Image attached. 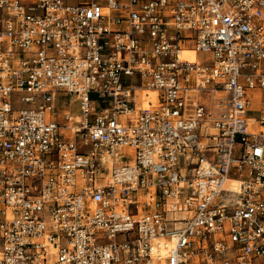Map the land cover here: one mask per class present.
<instances>
[{
  "label": "built area",
  "instance_id": "obj_1",
  "mask_svg": "<svg viewBox=\"0 0 264 264\" xmlns=\"http://www.w3.org/2000/svg\"><path fill=\"white\" fill-rule=\"evenodd\" d=\"M257 89L264 0H0V264H264Z\"/></svg>",
  "mask_w": 264,
  "mask_h": 264
},
{
  "label": "rangeland",
  "instance_id": "obj_2",
  "mask_svg": "<svg viewBox=\"0 0 264 264\" xmlns=\"http://www.w3.org/2000/svg\"><path fill=\"white\" fill-rule=\"evenodd\" d=\"M70 1H77V0H70ZM211 58V54L209 53H200L199 54V59L205 63H209V60ZM146 93H149L151 95V91H147L145 93L142 94V100L145 101L146 100V96L145 94ZM250 97L252 98L253 100V107L252 109L250 110V114H255V115H258L259 114V111H260V106L262 103H264V90L263 89H257V90H252L250 91ZM23 95L20 94V93H15L13 94V101H14V105L15 107L17 108H22L24 106H28V105H24L20 102V99ZM94 97H96V95H93ZM75 97L73 96H60L59 98V103H60V106H61V109H65L68 105H67V100H74ZM209 99H210V95L208 92H205L202 94V101H203V104L207 105L209 103ZM79 103L74 101L72 103V112L75 113V114H78L80 112L79 110Z\"/></svg>",
  "mask_w": 264,
  "mask_h": 264
},
{
  "label": "bare ground",
  "instance_id": "obj_3",
  "mask_svg": "<svg viewBox=\"0 0 264 264\" xmlns=\"http://www.w3.org/2000/svg\"><path fill=\"white\" fill-rule=\"evenodd\" d=\"M183 54H185V57H187L188 59H191V60H195L196 59L195 52L186 51ZM151 96H152L153 100H156V93L151 92ZM143 105H145V106L148 105L147 100L143 101Z\"/></svg>",
  "mask_w": 264,
  "mask_h": 264
}]
</instances>
